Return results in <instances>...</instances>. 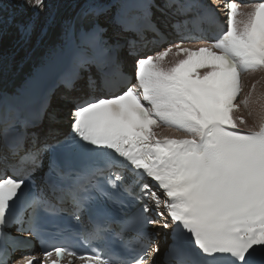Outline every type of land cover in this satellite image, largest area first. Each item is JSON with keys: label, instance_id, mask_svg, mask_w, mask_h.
I'll return each instance as SVG.
<instances>
[{"label": "snow or ice", "instance_id": "6c2138e0", "mask_svg": "<svg viewBox=\"0 0 264 264\" xmlns=\"http://www.w3.org/2000/svg\"><path fill=\"white\" fill-rule=\"evenodd\" d=\"M224 7L209 42L188 34L213 22L208 0L52 5L41 70L0 90V264H155L149 226L171 236L165 264H264V119L235 115L242 75L264 71V0ZM47 9L0 0V32L15 24L29 40L36 21L17 14ZM13 227L42 259L12 255L29 243ZM70 229L91 251L50 245Z\"/></svg>", "mask_w": 264, "mask_h": 264}, {"label": "bare ground", "instance_id": "6f19581e", "mask_svg": "<svg viewBox=\"0 0 264 264\" xmlns=\"http://www.w3.org/2000/svg\"><path fill=\"white\" fill-rule=\"evenodd\" d=\"M11 10V9H10ZM245 97H248V106L245 107L253 123L261 119L264 114V71H259L255 75L251 74L246 79Z\"/></svg>", "mask_w": 264, "mask_h": 264}]
</instances>
